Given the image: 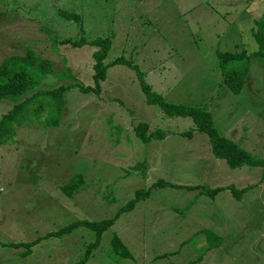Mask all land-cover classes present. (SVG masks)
Masks as SVG:
<instances>
[{
    "label": "rangeland",
    "instance_id": "rangeland-1",
    "mask_svg": "<svg viewBox=\"0 0 264 264\" xmlns=\"http://www.w3.org/2000/svg\"><path fill=\"white\" fill-rule=\"evenodd\" d=\"M61 9L80 13V21ZM262 19L264 0H0V62L27 51L49 59L55 72L36 90L93 85L95 46L58 40L108 36L103 64L132 58L166 101L205 107L221 134L264 158V68L252 63L244 89L235 92L217 55L218 49L257 51L252 28ZM101 86L100 94L67 88L58 125L44 126V115L31 114L0 144L3 264H264L263 167L234 168L216 157L191 118L146 102L135 68L109 66ZM12 105L0 99V117ZM143 121L163 137L144 142L134 132ZM77 173L83 185L68 193L64 185L80 180ZM158 178L248 188L238 199L228 188L211 197L200 189L154 186L119 212L137 188ZM106 219L114 222L100 244L85 224L42 239L72 221ZM115 236L126 253L115 248ZM36 238L42 240L32 255L20 261L25 246L9 244Z\"/></svg>",
    "mask_w": 264,
    "mask_h": 264
},
{
    "label": "trees",
    "instance_id": "trees-1",
    "mask_svg": "<svg viewBox=\"0 0 264 264\" xmlns=\"http://www.w3.org/2000/svg\"><path fill=\"white\" fill-rule=\"evenodd\" d=\"M61 13L66 18H74L80 21L81 14L75 11L67 9H61ZM264 19L261 24L257 23L255 28L252 29V35L255 37L258 43V49L255 52L248 53L244 50H217L218 63L223 70V80L229 87L235 92H242L245 87L247 77L250 72V67L254 62H260L264 68ZM58 42L70 43L72 46H81L82 44H89L95 46L96 50L92 52V67L94 70L93 85L79 84L73 82L70 84H60L57 87L50 90H36V87L40 85L42 80L48 75L53 74L54 68L52 62L46 58H40L36 56L32 51H27L23 55H10L5 56L0 62V99L7 98L13 103L12 107L4 112L0 117V144L7 141L15 134V127L20 126L27 120H29L31 114L43 116L41 124L44 126H56L58 125L62 111L64 108V94L67 88L79 85L81 90L88 92H95L100 94L102 91L101 82L107 78L109 66L115 64H125L137 70L138 77L141 80L143 90L146 93L145 100L148 103L158 104L161 111L169 116H182L189 117L194 123V128L204 133L209 141H211L212 151L216 157H222L227 160L231 167L242 166H261L264 170V158L257 157L249 150L243 148L237 140H234L228 136L221 134L214 126L213 118L210 112L203 106H189L181 103H171L166 101L162 93L154 90L152 85L148 83L144 77V71L140 69L132 58H128L124 55H120L110 63L103 64L104 59L107 56L108 51L111 48V39L108 36L96 37L90 40H86L81 36L77 39L63 38ZM33 105V107H31ZM149 124L145 121L138 122L134 128V132L144 142L150 141L152 137H163V133L160 131L148 132ZM184 134L190 135L191 132H185ZM1 169V168H0ZM80 180H75V177L70 179L65 185L64 189L71 193L79 186L83 185L81 173L75 174ZM264 177V174H263ZM171 186L186 189H200L202 193L214 196L219 190L228 188L236 198H240L245 188H237L232 184L224 186H215L214 188H205L201 185H184L176 184L165 181L158 178L153 181L148 187L137 188L134 198L129 201L119 212L128 211L133 208L135 202L148 196L150 190L154 186ZM112 219L102 220L101 222H92L88 220H76L65 225L60 230L52 233L45 234L44 237H50L52 235L61 236L64 232L71 231L75 227L84 224L97 231L96 240L97 244H100V239L104 231L113 224ZM41 238H38L28 243H10L14 247L25 246L26 252L30 250L34 245L39 243ZM114 246L116 249H125V245L118 237H114ZM24 254V253H23ZM90 254V252H89ZM87 257V254L86 256ZM73 262L72 264H75Z\"/></svg>",
    "mask_w": 264,
    "mask_h": 264
},
{
    "label": "crops",
    "instance_id": "crops-1",
    "mask_svg": "<svg viewBox=\"0 0 264 264\" xmlns=\"http://www.w3.org/2000/svg\"><path fill=\"white\" fill-rule=\"evenodd\" d=\"M252 29H253V28H252ZM36 239H38V238H36ZM36 239H34V240H36ZM34 240H33V241H34ZM31 242H32V241H31ZM37 244H38V243H37ZM37 244H36V245H37ZM34 246H35V245H34ZM34 246H33V247H34ZM33 247H32V248H33ZM31 250H32V249L30 248V250H29L28 252H26V248H25L24 251H21V252L19 253V257H20L19 259H20V261H22V260H24L25 258H28L29 256H31V255H32V251H31ZM23 253H24V254H23ZM20 261H19V262H20ZM3 262H4L3 259L0 258V264H3Z\"/></svg>",
    "mask_w": 264,
    "mask_h": 264
}]
</instances>
